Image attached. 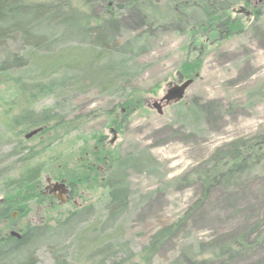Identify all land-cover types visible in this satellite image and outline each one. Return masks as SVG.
Here are the masks:
<instances>
[{
  "label": "rangeland",
  "instance_id": "rangeland-1",
  "mask_svg": "<svg viewBox=\"0 0 264 264\" xmlns=\"http://www.w3.org/2000/svg\"><path fill=\"white\" fill-rule=\"evenodd\" d=\"M70 1L82 7L80 0ZM133 1L140 2L101 0L93 11L110 23L120 43H131L125 55L74 43L52 52L24 50L17 41L0 47V62H11L14 54L26 62L0 84V210L6 201L12 208L11 221L0 223V238L8 226L19 233L53 227L77 208H88L69 237L28 247L35 264H89L92 248L108 243L118 256L126 250L129 262L141 264L139 252L149 237L184 218L180 233L152 264H170L185 247L197 256L194 264H264V158L202 192L207 170L228 161L234 150L249 153L247 144L264 141V0H218V15L230 24L225 33H201L208 13L191 7L208 0L177 10L171 0H151L148 11L132 10ZM150 12L180 21L171 18L152 35L141 19ZM91 70L102 72L93 77ZM187 79L193 83L183 100L161 107L158 115L151 104ZM32 85L50 93L36 96L30 112L62 116L59 125L26 129L30 119L15 124ZM37 128V135L24 139ZM117 157L119 167L112 161ZM31 170L38 173L33 183L16 187ZM46 179L72 185V200L48 208L40 199ZM111 185L127 192L126 206L106 222ZM238 237L249 240L246 251L206 260L216 246Z\"/></svg>",
  "mask_w": 264,
  "mask_h": 264
},
{
  "label": "trees",
  "instance_id": "trees-1",
  "mask_svg": "<svg viewBox=\"0 0 264 264\" xmlns=\"http://www.w3.org/2000/svg\"><path fill=\"white\" fill-rule=\"evenodd\" d=\"M83 4L81 8H76L72 5L70 0H55L49 3H30L27 0H0V47L4 46L10 41H17L21 49L31 50L34 52H52L56 51L60 45L74 44H86L92 49H98L105 53L125 55L131 49V43H120L118 36L114 34L109 22H104L99 16H93L94 9L99 5L101 0H93L88 6V0H80ZM173 4L175 9H185L186 5L192 6L194 2L192 0H181L180 3L171 0L169 2ZM145 4H152L151 0H140V2H134L130 8L136 11H140L145 7ZM221 4L218 0H208L195 4L194 8L197 11H205L208 13V19L206 25L201 27L203 32H215L225 33L229 27L227 18L223 15H218V9ZM85 9V10H84ZM144 11H148L145 7ZM174 11V9H173ZM147 15V19L141 18L145 23L148 32L152 33L154 30L162 29V24H167L174 18L177 22L180 21L178 16L165 17L160 16L157 12ZM157 14V15H156ZM249 14V13H248ZM247 15V11H246ZM112 21V20H111ZM200 27V28H201ZM70 49L62 50L64 53L70 55ZM86 59V58H85ZM9 62L4 60L0 62V84L9 79L10 70L22 69L26 65L23 56L14 54ZM102 71H89L88 75L93 77H99V73ZM90 73V74H89ZM180 75V74H178ZM43 85L27 87L26 91L29 96L26 100V108L24 112L14 118L15 124L21 120L22 122L29 119L33 122L27 123L26 129L32 127H45L47 128L50 123L55 122L59 125L58 119L64 121L62 116L50 113V111H42L39 113L30 112L32 103L34 100L46 91V95L49 94ZM36 92V93H34ZM34 93V94H32ZM63 125V124H62ZM102 139L100 140V142ZM258 143V142H257ZM264 144L262 141L259 145H249V153L244 150L236 149L227 159L229 162H222L221 164L214 165L211 170L205 169V177L203 182V195L205 192L212 188L214 180L228 177L234 178L239 174L244 165L248 162L260 160L264 158V152L260 153V146ZM245 146V147H246ZM262 154V155H260ZM244 155H249L246 157ZM224 159V158H223ZM253 159V160H252ZM116 163V166H121L122 159L115 158L112 160ZM37 170H31L28 172V176L21 178L19 185L24 188L31 185L37 177ZM107 187V186H103ZM107 203L106 210V222L115 221L116 218L124 211L126 206L127 192L124 189L117 188L113 185L107 188ZM7 206L0 210V221L8 218L9 210L12 208L6 201ZM88 215V208L76 209L70 214L63 222L56 224L53 227H35L27 229V231L20 237V239H0V264H35L32 260L34 256V246L41 245L42 240H48L50 242H57L58 239L66 238L70 236V231L73 230L74 225L85 221V217ZM185 219V218H184ZM184 219L176 220L174 223L163 226L155 231L150 237L147 243L142 247L139 252L141 257V264H152L154 257L162 250V248L174 237H176L181 229L180 224ZM255 241H251L250 244L254 245ZM31 245V247H30ZM249 246V240L247 241L243 237H238L229 241V243H222L216 246L212 251L209 259L226 256H236L239 253L246 251ZM29 248H33L32 252L28 251ZM124 247V246H123ZM93 252L86 255V259L89 264H94L92 261L98 260L97 264H136L129 262L128 259L132 258L130 254H126V250L123 255L118 256L119 252L112 247L111 243L104 246L92 248ZM96 249V250H95ZM190 249L186 248L180 254H177L170 264H194L195 258L189 253ZM126 255V256H125ZM65 256H62V258ZM56 259V258H55ZM203 261L206 263L207 261Z\"/></svg>",
  "mask_w": 264,
  "mask_h": 264
},
{
  "label": "flooded vegetation",
  "instance_id": "flooded-vegetation-1",
  "mask_svg": "<svg viewBox=\"0 0 264 264\" xmlns=\"http://www.w3.org/2000/svg\"><path fill=\"white\" fill-rule=\"evenodd\" d=\"M73 195L74 193H73L72 185L69 186L64 181L57 182L50 179H46V186L44 187L43 191H41L40 199L42 200L41 201L42 203L47 204L48 208H56L68 204L72 200ZM73 212L69 213L67 217ZM8 221L9 222L11 221L10 217L0 221V223L7 224ZM27 229H30V227H26L23 233H19L18 230L16 229V226L14 225L10 227L8 226L6 228V233L0 239L6 240L10 238V239L18 240L16 238L17 234L23 236V234L27 231Z\"/></svg>",
  "mask_w": 264,
  "mask_h": 264
},
{
  "label": "water",
  "instance_id": "water-1",
  "mask_svg": "<svg viewBox=\"0 0 264 264\" xmlns=\"http://www.w3.org/2000/svg\"><path fill=\"white\" fill-rule=\"evenodd\" d=\"M197 75H195V78ZM193 79H187L183 82L178 84L171 85L164 93V96L158 102H153L151 104V108H153L158 115H161V107L175 105L181 102L184 98L185 92L189 89L192 85ZM41 129H36L27 134L24 139L27 140L35 135H37ZM115 138L112 139L111 143H113ZM17 239H20V236H16Z\"/></svg>",
  "mask_w": 264,
  "mask_h": 264
},
{
  "label": "bare ground",
  "instance_id": "bare-ground-1",
  "mask_svg": "<svg viewBox=\"0 0 264 264\" xmlns=\"http://www.w3.org/2000/svg\"><path fill=\"white\" fill-rule=\"evenodd\" d=\"M25 176H28V177H29L28 173H26V175H25Z\"/></svg>",
  "mask_w": 264,
  "mask_h": 264
}]
</instances>
